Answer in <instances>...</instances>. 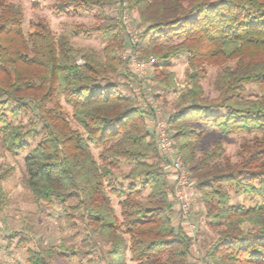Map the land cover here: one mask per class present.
<instances>
[{
    "label": "trees",
    "instance_id": "obj_1",
    "mask_svg": "<svg viewBox=\"0 0 264 264\" xmlns=\"http://www.w3.org/2000/svg\"><path fill=\"white\" fill-rule=\"evenodd\" d=\"M109 1L61 0L55 8L58 14L69 8L102 11ZM122 3L138 13V26L145 28L149 40L143 55L163 62L155 67L154 80L166 92H177L178 112L168 129L217 234L209 264H264V96H247L250 86L264 91V0ZM23 23L22 8L0 0V134L8 152L28 150L24 183L35 203L69 208V224L82 214L94 237L85 244L94 245L91 252L106 247L105 264H193L191 235L171 215L169 176L146 112L111 78L122 66V23L97 30L109 42L102 53L74 47L78 30L56 38L45 23L26 38ZM182 52L188 56V87L179 91L169 62ZM216 61L231 65L218 75V97L210 99L199 69ZM62 102L72 110L71 118ZM29 110L36 122L26 129L16 120ZM209 130L253 138L241 145L234 161L221 140L208 151L198 150ZM93 148L100 150L98 159ZM123 162L132 167L118 181L114 170ZM13 170L0 172V202L2 184ZM230 192L260 202L232 205ZM113 197L119 200L121 222ZM67 252L75 249L62 244L31 250L28 262L53 264Z\"/></svg>",
    "mask_w": 264,
    "mask_h": 264
},
{
    "label": "rangeland",
    "instance_id": "obj_2",
    "mask_svg": "<svg viewBox=\"0 0 264 264\" xmlns=\"http://www.w3.org/2000/svg\"><path fill=\"white\" fill-rule=\"evenodd\" d=\"M61 0H12L14 4L22 8L24 15L23 30L26 38H29L35 31L38 25L47 23L51 27L52 33L58 38L61 35H73V32L78 30L81 34L72 39V45L79 49H94L100 53L109 44L105 40L104 34L97 30L101 27L111 26L122 22V14L127 10L128 16L131 20L132 26L137 28L138 57L146 58L143 55V47L147 44L149 38L144 37L145 28H139V15L136 11L129 10L123 0H110L103 6L102 11L92 9L89 12L80 11L74 12L69 8L66 13L58 14L56 5ZM124 27V26H123ZM93 30L91 36H87L86 31ZM125 33V29H124ZM125 36V35H124ZM126 44L120 51V59L122 66L116 76L111 77L117 85V90L124 96L133 98L136 105L139 103V96L135 92V87H139L137 79L132 78L131 71L128 68L127 56L130 48L128 38L125 37ZM176 41L175 43H180ZM127 54V56H126ZM125 57V58H124ZM151 59V58H150ZM154 66L150 69L146 81H150L152 93L159 105L160 112L165 121L169 122L178 112L174 105V99L177 95L175 90H163L159 84L154 80L155 67H160L163 62L156 59ZM79 64L83 61L79 59ZM169 71L175 74V82L179 91L185 90L188 87L187 82V68L189 66L188 56L185 52L180 53L178 57L170 60ZM231 65L225 61H216L204 64L202 69L203 77L201 85L203 86L205 95L210 99L218 97V93L214 88L215 81L224 69L225 66ZM147 84V83H145ZM248 97H262L264 91L256 86L248 88ZM66 112L72 114V110L62 102ZM148 121V117H146ZM35 114L29 110L24 113L17 123L22 124L28 129L31 122L35 121ZM149 125V123H148ZM41 125L37 126V130H41ZM253 136L247 134H237L225 136L213 130L197 142V148L200 152L208 151L217 141H223L227 155L232 157L234 161L239 160L237 152L241 145ZM41 137L30 142L31 147H35L40 141ZM177 153L178 148L175 144ZM28 150L21 151L18 154L8 152L3 146L2 136L0 134V172L11 171V175L2 184L3 201L0 202V264H30L28 262L29 251H39L42 248L57 247L59 245H66V247H73L74 253L67 252L66 256H57L53 264H105L104 251L106 247L102 246L100 249L91 252L94 245L88 246L85 240L89 237L94 238L90 230L83 222V215L78 214L74 217L72 224L68 223V215L72 213L70 209L61 207L59 204L42 203L37 205L34 201L33 195L27 185L24 183L26 178V156ZM95 158H99L100 150L93 148ZM182 158V156L180 155ZM163 158V156H162ZM182 161L184 162L183 158ZM185 164V162H184ZM186 165V164H185ZM132 166L123 162L120 168L114 170V177L118 181H123L125 175L129 172ZM161 167L170 175L169 169L164 168L163 161ZM190 176V175H189ZM169 178V177H168ZM170 182V178H169ZM189 200L190 206V222L195 226L194 235L191 234V262L193 264H209V251L211 244L217 239L216 232L211 228L210 222L206 216L205 207L201 201V194L197 188L190 181ZM168 190L172 183L168 184ZM232 196V205H243L247 207L255 206L260 202L258 198H251L243 195H237L230 192ZM114 199V208L117 216L121 222V209L119 207V200ZM173 202V201H172ZM77 203L70 202L69 206L73 207ZM174 221L177 218V210L173 214ZM178 227H182L184 231L188 232L185 224L177 222ZM175 224V225H176ZM176 226V227H177ZM92 243V242H91ZM130 262V261H128ZM134 264V263H130Z\"/></svg>",
    "mask_w": 264,
    "mask_h": 264
},
{
    "label": "built area",
    "instance_id": "obj_3",
    "mask_svg": "<svg viewBox=\"0 0 264 264\" xmlns=\"http://www.w3.org/2000/svg\"><path fill=\"white\" fill-rule=\"evenodd\" d=\"M122 22L125 29V36L128 38L130 48L128 49V68L133 79H137L139 87H135V92L139 96L138 107L146 112L150 131L156 136L157 144L163 156L164 168L169 169L170 195L175 210H177L176 223L181 222L188 229V233L194 235L195 226L190 222V176L189 171L177 153L171 133L168 129V122L164 120L160 112L159 105L150 88V81H146L150 69L154 66L155 60L138 57V34L137 28L132 26L127 10L123 11ZM125 58V57H124ZM147 83V84H145Z\"/></svg>",
    "mask_w": 264,
    "mask_h": 264
}]
</instances>
